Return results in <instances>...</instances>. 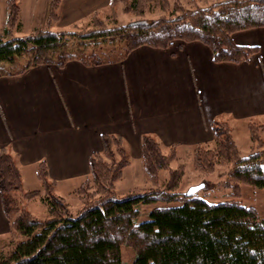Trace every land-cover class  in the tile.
Listing matches in <instances>:
<instances>
[{
    "label": "trees",
    "instance_id": "trees-1",
    "mask_svg": "<svg viewBox=\"0 0 264 264\" xmlns=\"http://www.w3.org/2000/svg\"><path fill=\"white\" fill-rule=\"evenodd\" d=\"M61 1L50 0L45 29L16 37L23 27L21 7L18 0H8L0 34V77L41 65L120 63L142 46L168 49L176 43L199 42L211 50L216 63L235 64L249 61L260 51L258 46L238 45L234 35L264 28V0H216L205 6L197 0H111L114 25H106L111 16L95 14L82 29L57 30ZM157 2L167 11L173 8L152 20L118 22L116 6L121 4L126 15H143L147 5ZM106 44L113 47L104 49ZM255 125L259 123L249 124L253 145L243 156L229 123L214 122V147L206 149L212 161L203 164L198 154L197 165L211 168L212 173L215 166L227 164L229 180L237 188L245 183L264 189V140L256 135ZM260 128L263 132L264 125ZM102 143L103 150L92 154L89 174L76 190L84 204L78 215L66 198L56 195L45 161L38 167L42 188L27 191L17 155L0 150V196L10 223L8 234L0 236L9 239L0 247V264H125L123 245L134 250L133 264H264V216L236 200L210 203L197 194L176 193L183 173L171 168L178 156L175 147L165 153L158 140L144 136L142 164L151 188L121 198L116 183L131 164L127 145L118 135H103ZM202 147L196 146L195 153ZM163 170H170V179L158 188ZM89 182L96 187L95 196L102 195L98 203L91 204ZM36 200L47 208L45 220L27 209ZM159 204L149 220L139 222L143 205Z\"/></svg>",
    "mask_w": 264,
    "mask_h": 264
},
{
    "label": "crops",
    "instance_id": "crops-1",
    "mask_svg": "<svg viewBox=\"0 0 264 264\" xmlns=\"http://www.w3.org/2000/svg\"><path fill=\"white\" fill-rule=\"evenodd\" d=\"M122 8L115 10L119 14ZM111 13V0H62L54 29L71 30L95 14ZM234 41L260 51L235 64L216 63L199 42L168 49L142 46L120 63L41 65L1 76L0 150L17 155L27 191L42 187L38 167L45 161L56 193L80 187L90 157L103 150V135L123 137L131 157L127 169L136 163L146 182L141 149L146 135L165 153L175 147L178 156L198 145L213 146L217 121L228 122L232 132L235 123H247L250 138V122L264 123V28L236 33ZM9 231L0 196V236Z\"/></svg>",
    "mask_w": 264,
    "mask_h": 264
},
{
    "label": "rangeland",
    "instance_id": "rangeland-1",
    "mask_svg": "<svg viewBox=\"0 0 264 264\" xmlns=\"http://www.w3.org/2000/svg\"><path fill=\"white\" fill-rule=\"evenodd\" d=\"M4 1L0 0V33L4 29V21L7 15L6 9L4 8ZM184 3L189 2L190 0H183ZM18 3L21 7L22 13V31L15 34L16 37H23L33 33L35 29H45L47 27L45 19L47 6L49 0H18ZM207 3V2H206ZM161 4V5H160ZM203 5V4H202ZM204 4L203 6H205ZM173 5L169 8H173ZM164 7V8H163ZM167 7V6H166ZM175 7V6H174ZM4 9V10H3ZM165 8L163 3H153L145 7L143 15L131 14L126 15L124 12L119 11L118 22L123 25L129 22L138 21L141 19L152 20L161 16H166L170 11ZM4 12V13H3ZM104 17L106 15H103ZM103 16H100L102 18ZM111 16V17H110ZM108 17V16H106ZM110 19H107V26H112L115 24L116 17L113 14H109ZM46 25V26H44ZM84 25V24H83ZM83 25L80 28H83ZM85 26V25H84ZM45 27V28H44ZM104 49H109L113 46L104 45ZM75 50V47L73 48ZM264 124L259 123L256 126V135L262 137L264 140V131L262 132L261 126ZM234 140L235 143L243 156H246L251 151V146L253 145L250 138L247 128V123L240 122L234 124ZM264 148V144L261 145ZM213 146L202 147L197 153L195 149L191 152L185 151L181 152L179 156L171 164L172 169L182 170L181 181L176 183V193L180 194H189V192L196 188L199 190L195 192L197 196L207 200L208 202L218 203L228 200H236L241 204L248 207H255L258 213L261 216H264V189L254 188L251 185L242 183L240 188L236 187V183L233 180H229L228 172L230 166L227 164L217 165L214 167V172L210 171L209 168H201L197 165V155L202 156L203 164H207L208 161H212L209 156L206 155L207 148H213ZM255 147H259V144L255 143ZM168 152V151H167ZM119 158V157H118ZM170 179V170H163L159 173V182L157 183L158 188L164 187ZM33 180V179H32ZM35 180V179H34ZM35 183V182H34ZM206 183V184H205ZM91 185L89 188L88 197H90V192H92L91 204L98 203L102 200V195H96L95 186L89 182ZM42 187H40L41 189ZM151 186L144 180V176L139 171V166L136 163L126 170L122 180L116 183V192L117 195L121 198L126 197L127 195L134 192H142L144 190L150 189ZM52 189V188H51ZM73 188L67 189L64 187L57 189V194L62 195L70 203L74 214L78 215L79 212L83 211L84 204L79 200L78 196L75 194ZM86 196V195H85ZM89 205V204H88ZM159 205H143L141 207V214L139 216V222L147 221L150 219V212ZM27 209L29 212L39 218L45 220L48 217V211L45 205L40 200H36L31 203ZM0 237V247L2 248L6 245L9 239H3ZM122 256L125 264H133L135 259L134 250L127 246H122Z\"/></svg>",
    "mask_w": 264,
    "mask_h": 264
},
{
    "label": "water",
    "instance_id": "water-1",
    "mask_svg": "<svg viewBox=\"0 0 264 264\" xmlns=\"http://www.w3.org/2000/svg\"><path fill=\"white\" fill-rule=\"evenodd\" d=\"M198 190H199V188H198V189L196 188V190H193V189H192V190L189 192V194H190V195H194L195 192H197Z\"/></svg>",
    "mask_w": 264,
    "mask_h": 264
}]
</instances>
